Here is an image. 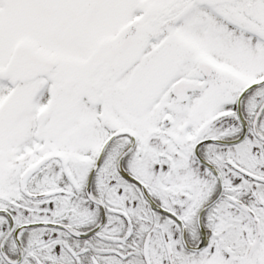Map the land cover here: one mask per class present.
<instances>
[{"label":"snow or ice","instance_id":"6c2138e0","mask_svg":"<svg viewBox=\"0 0 264 264\" xmlns=\"http://www.w3.org/2000/svg\"><path fill=\"white\" fill-rule=\"evenodd\" d=\"M0 264H264V0H0Z\"/></svg>","mask_w":264,"mask_h":264}]
</instances>
